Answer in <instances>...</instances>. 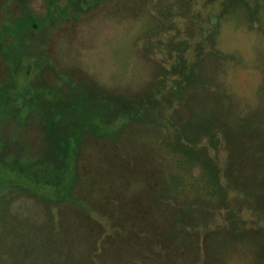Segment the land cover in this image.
<instances>
[{
	"label": "rangeland",
	"instance_id": "rangeland-1",
	"mask_svg": "<svg viewBox=\"0 0 264 264\" xmlns=\"http://www.w3.org/2000/svg\"><path fill=\"white\" fill-rule=\"evenodd\" d=\"M0 264H264V0H0Z\"/></svg>",
	"mask_w": 264,
	"mask_h": 264
},
{
	"label": "trees",
	"instance_id": "trees-1",
	"mask_svg": "<svg viewBox=\"0 0 264 264\" xmlns=\"http://www.w3.org/2000/svg\"><path fill=\"white\" fill-rule=\"evenodd\" d=\"M61 176V175H60Z\"/></svg>",
	"mask_w": 264,
	"mask_h": 264
}]
</instances>
